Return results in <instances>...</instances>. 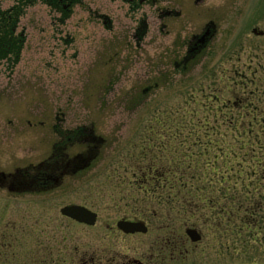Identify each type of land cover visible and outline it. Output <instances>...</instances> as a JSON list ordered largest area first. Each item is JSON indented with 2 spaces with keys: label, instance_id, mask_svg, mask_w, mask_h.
Wrapping results in <instances>:
<instances>
[{
  "label": "rangeland",
  "instance_id": "rangeland-1",
  "mask_svg": "<svg viewBox=\"0 0 264 264\" xmlns=\"http://www.w3.org/2000/svg\"><path fill=\"white\" fill-rule=\"evenodd\" d=\"M25 3L0 0V9L23 7L15 31L24 37L15 64L0 60V170L46 158L58 139L55 123L60 129L90 128L103 140L87 150L80 143L72 146V154L95 155L55 188L12 193L0 187V264H37L41 256L44 264H58L55 258L67 264L69 256L78 263L101 249L121 261L139 257L165 264L158 247L167 235L185 238L187 226L200 229L202 239L196 248L182 244L189 252L180 264H264V207L257 211V235L239 234L225 213L209 210L203 201L193 202L195 214L190 208L165 206L156 191L137 188L139 180L130 169L141 162L140 146H148L147 141L161 149V163L167 162L168 146H179L184 154L200 149L207 152L201 161L212 163L214 142L225 131L216 129V100L226 99L233 108L223 110L241 115L233 102L250 98L264 122V0H147L136 10L127 9L122 0H81L64 19L62 11L44 0ZM139 18H145L147 32L137 41L133 31ZM207 22L214 24V34L185 69L177 68L189 38ZM224 86L235 93L221 95ZM205 118L215 126H199ZM220 170L216 175L210 171V178L220 176ZM245 172V181L228 185L237 201L257 189L264 197V166L260 173L251 166ZM206 177L201 178V192L225 186L207 183ZM213 193L221 196L220 203L235 204L222 191ZM69 203L96 211V225L64 219L59 209ZM247 217L241 211L233 224ZM121 218L141 219L148 232H115ZM59 235L62 240L56 242Z\"/></svg>",
  "mask_w": 264,
  "mask_h": 264
},
{
  "label": "trees",
  "instance_id": "trees-1",
  "mask_svg": "<svg viewBox=\"0 0 264 264\" xmlns=\"http://www.w3.org/2000/svg\"><path fill=\"white\" fill-rule=\"evenodd\" d=\"M20 1L21 4L24 1L27 2L25 4L33 3V0ZM79 2H81V0H71L72 5ZM22 11L23 7H18L16 4L8 9H0V60L3 58H6L7 60L10 59V64H15L19 60L20 51L24 42L22 32L15 31ZM69 11L70 8L62 11V19L69 15ZM141 22H143V20ZM146 29V25H141L139 27L140 39L145 35ZM222 75L227 77L226 74ZM224 88L221 87V90L219 91L221 95L225 92H229L230 94L235 93L233 87H230L231 91L227 90L225 86ZM223 90L224 92H221ZM216 101L220 106L219 112L217 111L216 106V129L223 127L225 131L220 133L221 135L216 138L214 142L216 144V154L213 156L214 159L212 160V163L201 161L202 156L205 155V153L207 154V152H202V150L200 151L199 149V151H191L189 154H184V152L179 150V146L174 148L168 146L166 148L169 153V155L168 153L166 155L167 162L165 164L161 163L157 153V151L161 149H156V145H149L150 142L148 143L147 141L146 144L148 146H140L142 151L141 162L136 160L137 163H134L133 165L130 164V169L133 174L137 175L136 178L139 180L135 182L137 188H140L146 193L157 192V197L162 199L165 206L174 205V207L180 206L181 209L190 208L195 214L197 213L195 212L197 210V204L193 202L195 200L203 201L206 203L207 207H209V210L211 208H219V212L223 214L225 213L226 215L222 216L226 218L228 225L232 226L236 233L241 234V232H243L244 235H247L249 231L251 236H255L257 235V211H260L261 208L264 207V197L260 195L261 189H257L248 196H246L248 194L246 191L244 199L237 201V196H234V193H231V191H234L228 185L230 184L229 182L239 180L245 181L244 175L247 166H251V168L257 172L263 169L264 122L259 118V113L257 111L259 110V106L251 108L253 102H251L250 98L242 97L233 102V104L237 103L238 106L241 107L237 109L238 111L242 110L241 115H236V113H232L229 110H223V108L227 107L231 109L233 108V105L229 101H226V99H219ZM244 102L248 103V108L244 107ZM200 122L201 120H199V126H215V124L209 123L208 118H205L203 123ZM181 126L182 124L179 122L176 124L178 129ZM254 129L260 130L261 133H258V135L254 134ZM251 132L254 137L249 135ZM205 146V149L208 150L210 149L209 147L211 144L206 141ZM144 157L147 158L146 162L142 161ZM205 162L209 164H206ZM220 169L223 170L221 171ZM215 170L217 172L220 170V176H215L217 174ZM210 171L215 172V175H211L212 178H210L209 175ZM202 176H209L207 183L216 184V182H224L225 186L219 189H216L215 185L214 187L212 186L213 188L208 186L207 189H209V191L205 193L201 192L203 189L205 190V188L201 186L204 184V181L201 180ZM261 179L262 178L256 179V181H259L258 184L261 183ZM254 183L256 182L254 181ZM213 190L222 191L223 197L230 198V201L235 202V204L227 201L220 203L219 200L221 199V196L215 195ZM251 199H254L255 201H252ZM241 211L243 214L248 215V217L250 216L251 218H240L238 219V223L233 224V217L239 215ZM185 222L187 223V221ZM192 224H194V222ZM243 241H247V239L245 240L243 238ZM254 241L255 239L253 238V242ZM252 249L255 250L253 245Z\"/></svg>",
  "mask_w": 264,
  "mask_h": 264
},
{
  "label": "flooded vegetation",
  "instance_id": "flooded-vegetation-1",
  "mask_svg": "<svg viewBox=\"0 0 264 264\" xmlns=\"http://www.w3.org/2000/svg\"><path fill=\"white\" fill-rule=\"evenodd\" d=\"M48 6H50L53 10L57 11H64L67 8L72 6L71 0H44ZM126 5L127 9L136 10L139 5L143 4V2L147 0H122ZM103 23L105 26L109 25L108 19L104 16ZM143 20V22H141ZM141 25H146L145 18H139L135 24V29L133 31V36L137 41H140L139 37V27ZM216 28L213 23L207 22L204 24L199 32V34H193L186 45V52L183 55L180 62L176 61L175 66L177 68L185 69L187 65L194 59L198 53L206 46L207 42L209 41L210 37L214 34ZM262 31V30H261ZM147 32V29H146ZM263 32V31H262ZM146 34V33H145ZM263 34V33H262ZM56 133L58 134L57 141L51 147L50 154L46 157L37 162V164L26 165L22 167H16L12 171H2L0 170V187L6 188V190L12 193H38L47 191L49 189L55 188L59 185L62 180L69 176L70 172L74 173L77 170H81L84 168L90 159H93L95 154L86 155L85 152H78V153H70L69 149L76 145H84L88 149L91 145L92 148H96L98 143L101 144L102 138L96 137L93 133V130L84 126H79L70 128V129H60L57 127L55 123L53 125ZM61 131V132H60ZM94 145L92 144L93 142ZM216 194V193H215ZM64 219L69 221H74L76 224L84 225V226H94V224H86L82 222H77L76 220L70 218L69 216L62 215ZM121 219H128V220H141V219H130V218H121ZM117 222V221H116ZM114 231L119 232L120 234L131 236L134 234H145L148 232L136 231V232H125L124 230L120 229L117 224L115 223ZM109 229H113L112 225L108 226ZM196 228L200 234V239L197 241H192L189 236L185 234V238H181L180 236H166L164 237L161 247H158V251L160 253V262H165V264H180L181 260L184 258L185 254L189 252L187 247L183 248V243H187L188 246L191 248H196L199 244L200 240L202 239V232L195 226H187ZM186 229V228H185ZM62 240V236L59 235L55 239L56 242ZM190 242V243H188ZM75 253V250H71L70 253ZM165 255V256H161ZM168 256V259L166 257ZM67 258V264H153L150 261L145 259L142 260L139 257L129 258L127 260L121 261L119 258L117 259L114 256L109 257L107 250L101 249L100 254L97 255H90L88 258L79 261H75V256H69ZM57 259V260H56ZM44 258L38 257L37 264H44ZM56 263L61 264L62 261H59V258H55ZM55 262V261H54Z\"/></svg>",
  "mask_w": 264,
  "mask_h": 264
},
{
  "label": "water",
  "instance_id": "water-1",
  "mask_svg": "<svg viewBox=\"0 0 264 264\" xmlns=\"http://www.w3.org/2000/svg\"><path fill=\"white\" fill-rule=\"evenodd\" d=\"M253 32L258 34L263 33L261 30L258 31L257 29H253ZM59 211L60 214L69 216L77 222L94 224L97 221V212L82 204H65L60 207ZM116 224L125 232H145L147 230V225L142 220L119 219ZM185 232L192 241L200 239V234L196 228L186 227Z\"/></svg>",
  "mask_w": 264,
  "mask_h": 264
}]
</instances>
